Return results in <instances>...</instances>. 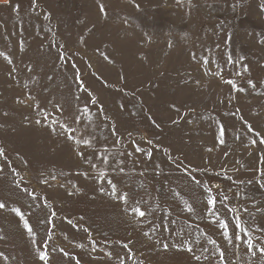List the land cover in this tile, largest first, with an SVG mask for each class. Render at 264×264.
Segmentation results:
<instances>
[{"label": "rangeland", "instance_id": "rangeland-1", "mask_svg": "<svg viewBox=\"0 0 264 264\" xmlns=\"http://www.w3.org/2000/svg\"><path fill=\"white\" fill-rule=\"evenodd\" d=\"M0 204V264H264V0H0Z\"/></svg>", "mask_w": 264, "mask_h": 264}, {"label": "snow or ice", "instance_id": "snow-or-ice-1", "mask_svg": "<svg viewBox=\"0 0 264 264\" xmlns=\"http://www.w3.org/2000/svg\"><path fill=\"white\" fill-rule=\"evenodd\" d=\"M86 143H87V141H86ZM125 199H127L126 196H125ZM2 207H4V205H3V204H0V208H2ZM134 211H138L139 214H140V216H144V215H145V213H144L143 211L139 210V209H134ZM30 230H31V229H30Z\"/></svg>", "mask_w": 264, "mask_h": 264}]
</instances>
